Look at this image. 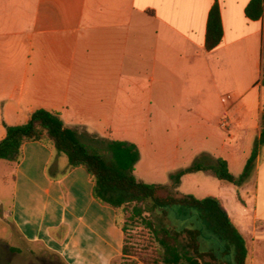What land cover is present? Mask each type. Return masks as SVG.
<instances>
[{
  "label": "crops",
  "instance_id": "obj_1",
  "mask_svg": "<svg viewBox=\"0 0 264 264\" xmlns=\"http://www.w3.org/2000/svg\"><path fill=\"white\" fill-rule=\"evenodd\" d=\"M249 2L0 0V140L2 123L23 124L42 108L58 112L83 143L135 144L134 175L139 170L147 183L167 184L170 172L198 156L205 165L225 160L239 175L264 114V3L252 20ZM214 3L222 36L206 51ZM189 134L198 137L192 144ZM62 155L38 141L21 146L11 176L12 225L63 264H114L124 245L116 213L92 197L89 175L68 168ZM151 158L157 164L148 171ZM208 177L185 174L178 188L197 179L202 195L193 196L217 198L245 240L247 264H264V147L241 186ZM244 198L253 199L248 224Z\"/></svg>",
  "mask_w": 264,
  "mask_h": 264
},
{
  "label": "trees",
  "instance_id": "obj_2",
  "mask_svg": "<svg viewBox=\"0 0 264 264\" xmlns=\"http://www.w3.org/2000/svg\"><path fill=\"white\" fill-rule=\"evenodd\" d=\"M262 3L264 0H250L245 8L246 17L258 19L262 14ZM221 36L219 6L214 3L206 21L205 50L213 49ZM261 83L264 85V74ZM2 125L5 136L0 140V160L16 164L21 157V146L38 141L56 153L64 154L68 168L82 167L86 171L93 183L92 197L115 211L124 233L120 259L131 253L126 231L128 224L136 221L155 245L153 250L144 254V264H247L245 240L219 200L211 196L199 199L191 194H181L177 189L183 175L198 171L236 187L245 183L255 169L260 149L264 147V114L260 120V135L254 141L239 175L229 172L225 160L217 158L212 165L195 160L170 172L167 184L145 183L136 179L134 169L140 153L135 144L99 139L94 143H83L76 130L64 124L58 112L36 109L23 124ZM159 191L166 193L160 195ZM173 206L195 210L196 213L191 212L182 219L194 220L198 225L189 223V227L181 229L168 226L165 220L169 219L168 209ZM121 214L126 224L119 223Z\"/></svg>",
  "mask_w": 264,
  "mask_h": 264
},
{
  "label": "rangeland",
  "instance_id": "obj_3",
  "mask_svg": "<svg viewBox=\"0 0 264 264\" xmlns=\"http://www.w3.org/2000/svg\"><path fill=\"white\" fill-rule=\"evenodd\" d=\"M145 119L146 118L142 116L141 120L144 121ZM162 136L159 138V140H164ZM196 137L197 136L193 137L191 136V134H189L187 139L188 144H192V142H195L194 140H196ZM142 153L144 156L143 148ZM62 156L65 158L64 155ZM195 160L203 161L201 156L194 158L193 161ZM193 161H191L188 165H190ZM147 162L148 171H151V169L154 168L155 164H157V162H153L152 158L150 160H147ZM178 163H180L181 165H186L187 161H180ZM12 169V162L0 160V264H63L57 257L49 253L48 251H45L42 247L23 241L12 225L9 214L12 197ZM135 177H137L138 180L144 179L142 181H144L145 183L150 181L140 176L139 170L137 171V175L135 172ZM208 178V180L216 182L213 177ZM198 184V180L194 178H191L189 182L184 180L183 185L181 186V188H178V190L182 193H190L192 195L200 197L199 195L202 194H200L201 192H198L197 190ZM165 193V191H159L160 195H165ZM241 197H243L242 194ZM244 200L248 212V216L245 217V221L248 224L250 223L251 214L253 213V199L244 198ZM191 212L196 213V211L191 208L173 206L171 209H168L169 219H166L165 223L168 226H172L176 229L189 227V223H195L198 225V222L194 220L182 219L184 216L189 215V213ZM233 217L234 222L239 225V217L234 214ZM124 218L125 217L123 214L118 217V221L121 225L126 224ZM126 232L128 243L132 248L131 253L129 256L119 259L114 264H144V259H142L146 257V255L144 254H146L150 250H153V248H155V245L152 243L147 231L141 225L136 223V221L128 224ZM202 248L204 249L203 246Z\"/></svg>",
  "mask_w": 264,
  "mask_h": 264
},
{
  "label": "built area",
  "instance_id": "obj_4",
  "mask_svg": "<svg viewBox=\"0 0 264 264\" xmlns=\"http://www.w3.org/2000/svg\"><path fill=\"white\" fill-rule=\"evenodd\" d=\"M221 126H222V127H224V126H225V124H224V123H221Z\"/></svg>",
  "mask_w": 264,
  "mask_h": 264
}]
</instances>
